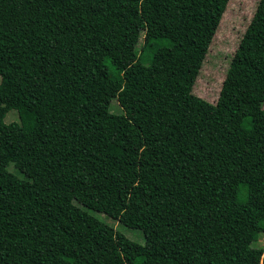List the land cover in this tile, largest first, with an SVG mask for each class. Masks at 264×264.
<instances>
[{"label": "trees", "instance_id": "1", "mask_svg": "<svg viewBox=\"0 0 264 264\" xmlns=\"http://www.w3.org/2000/svg\"><path fill=\"white\" fill-rule=\"evenodd\" d=\"M229 1L0 0V264H260L264 0L218 102L193 92ZM154 78L184 97L169 118L139 107ZM128 171L144 244L96 215Z\"/></svg>", "mask_w": 264, "mask_h": 264}, {"label": "rangeland", "instance_id": "2", "mask_svg": "<svg viewBox=\"0 0 264 264\" xmlns=\"http://www.w3.org/2000/svg\"><path fill=\"white\" fill-rule=\"evenodd\" d=\"M260 0H230L227 9L222 17L221 23L207 56L204 68L201 71L195 87L194 94L204 100L216 104L220 91L226 77V69L229 59L236 53L240 41L246 32L251 21L255 8ZM147 14L149 10L146 9ZM70 23L62 19L59 28L69 26ZM153 49L150 47L141 51V60L149 65L153 56ZM139 107L152 116L162 119L169 118L181 109L184 97L176 92L163 80L154 78L147 85L143 96L138 100ZM128 101L123 99L112 102L114 113H122V108ZM19 121L17 110H11L6 118V123ZM133 135L132 133H130ZM10 171L22 177L14 166L9 167ZM131 173L116 175L108 185L106 196L103 197L97 207L96 213L103 221L112 225L116 230L123 232L129 239L144 244L142 232L121 226L118 222V214L123 209L128 190L131 187ZM207 252V251H206ZM116 261V259L114 260ZM115 263V262H114Z\"/></svg>", "mask_w": 264, "mask_h": 264}, {"label": "crops", "instance_id": "3", "mask_svg": "<svg viewBox=\"0 0 264 264\" xmlns=\"http://www.w3.org/2000/svg\"><path fill=\"white\" fill-rule=\"evenodd\" d=\"M256 250L261 251L260 264H264V235L259 237V239L253 244Z\"/></svg>", "mask_w": 264, "mask_h": 264}]
</instances>
